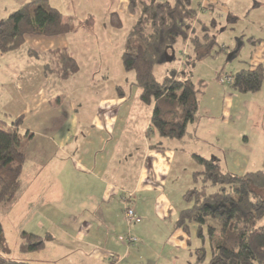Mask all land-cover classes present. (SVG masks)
Masks as SVG:
<instances>
[{
  "label": "rangeland",
  "instance_id": "rangeland-1",
  "mask_svg": "<svg viewBox=\"0 0 264 264\" xmlns=\"http://www.w3.org/2000/svg\"><path fill=\"white\" fill-rule=\"evenodd\" d=\"M216 2L214 3V0H199L200 7L197 15L192 16L188 21L189 40L176 46L178 61L156 68V76L160 81L168 76L172 68H177L178 73L183 71L190 73L191 68L185 67L184 63L186 60L190 61L193 56L190 40L196 35L203 39L205 33L210 37L216 38L217 45L213 49V54L197 62L193 70V80L196 85L198 86L201 82L205 85L202 90L203 93L200 95V109L196 115V122L200 124L199 129H192L189 126L187 136L181 140L162 139L172 150L177 151L172 172L168 175H162V180L166 183L163 188L175 207H189L190 205L184 200L185 193L194 187H201L202 183L195 185L193 182V174L203 170L193 160L194 154L208 160L218 161L224 171L236 175H245L264 170V83L262 89L257 93L243 94L231 88V76L238 71L254 69L260 64L264 66V0H216ZM127 6V0H73V3L72 0H66L59 7L65 18L71 15L78 24L81 23L75 31L77 38L96 35L98 38L104 34L105 30H107L105 31L106 34L110 31L114 37H117L116 46L113 49L114 59H116L115 53H122V46H119L120 40L123 39L127 30L132 27L131 25L137 19V16L129 13ZM114 11L119 13L125 24L121 30L113 29L110 26L109 15ZM89 14H93L97 18L96 24L92 29H88L83 24ZM250 39L257 43H252ZM90 40L93 42L96 39ZM93 44L100 48H107L106 51L108 52L110 51L108 45L103 42ZM90 46L92 50L89 53L80 50L81 64L87 63L90 65V63H95V60L104 62L106 60L104 51L98 55L93 50L92 43H90ZM117 62L114 61L113 64L116 65ZM115 71L116 68L114 66L112 74L104 76L107 77L104 79H101L103 75L100 76L98 74L94 75L95 77H91L88 74L78 75V73V76L72 77L70 84H75L76 80L79 79L80 98L82 100V110L80 112L81 115H84V109L87 110L86 115L88 116L86 120H89L91 110L97 108L98 102L102 99H118V97L120 98L124 95L130 103L139 101L141 90L135 85L134 72H126L124 70L122 74H118L119 72ZM93 78L96 83L91 84V79ZM117 86L122 87V90H117ZM64 89H67V92L61 90V98L66 100L76 97V92L69 85L65 86ZM49 90L52 91L50 88ZM53 99L54 103H56L57 96L55 94H53ZM85 99L90 104H87ZM134 110L139 114L141 108H134ZM144 110V113L139 116L138 122L146 115L151 117V113L146 109ZM133 137L134 139L125 140V143L126 141L131 142L130 147L126 143L121 158L115 156V161L111 164L113 165V173L110 177L114 183L122 185L123 189L126 190L125 196L122 202L120 196L113 200L111 204L112 212L108 213L104 218L100 217L98 212L96 214L98 218L93 217L92 220L78 219V216H75L74 208L76 206L83 211L82 217L87 214H94L95 211H100L105 206L101 202L93 204L88 197L87 188L85 190L82 185L75 187L76 183H86L85 181H88L90 176L73 170L71 160L65 163L64 166H67V170L63 172L56 170L52 164L45 168L39 167L40 169L32 165L28 169L31 165L28 162L22 173V185L17 198L19 195H24L26 191L31 190L30 197L37 198L40 196L44 199L39 201L42 207L41 215H44L43 211L47 200L53 201L51 206L57 207L61 205L55 200H61L57 181L62 180L64 182L63 190H65L63 202L65 208L61 211L67 218L63 219L64 216L57 214L55 208V210H50L53 212L54 219L42 220L44 231L54 225L56 227L60 225L71 235H81L82 237L89 235L91 237L90 241L98 239V241H93L100 244L101 233H98L99 230L97 231V228H94L98 224L103 229L104 235L109 234L107 242L102 239L101 244L108 243L110 240L114 246H117L122 244L118 240V235L126 236L131 234L139 239V242L132 246L144 247L151 257L156 255L158 258L154 257V259L158 260L159 264H190L193 262V259H189L190 251L174 250L168 241L172 222L171 220L162 221L159 214L156 213L154 200L157 193L147 190L138 191V193L137 191L136 193L134 191L131 192L133 190L131 185L139 176V170L144 160L143 152L148 148V146L145 147L144 145V136L141 138L135 132ZM150 141L151 144L157 143L156 139L153 140L152 137ZM24 144L27 147L29 142L25 141ZM113 151L119 152V147L117 150L114 147ZM117 158L120 160V164H117ZM150 166L151 159L146 165V172L150 170ZM33 167L40 171V176H33ZM35 178H39V182L46 180V183L42 186L37 185L34 187L30 181L36 180ZM149 182L154 184L151 178H149ZM159 188L161 189L162 186ZM80 191L84 194H81ZM57 192L58 194H55ZM209 192H216V189H210ZM74 193L76 196H74ZM126 200L131 202L129 205L135 211L137 210L136 212L140 215L141 222L139 224L127 225L124 214ZM49 204L51 203L49 202ZM33 205L36 207L37 204L34 203ZM9 206L0 207V220L5 229V235L11 250L7 257L15 260L28 258L34 264L41 261L45 256L54 257L56 253L53 250H46L43 253L36 252L30 255L31 257L19 251L21 233L23 231H28L29 233L37 231L41 223H39L40 219L31 218L26 220L18 215L20 213L11 214ZM94 206L96 207L93 209ZM99 207L100 210L98 209ZM34 213L36 214V211ZM80 221H85V225L74 227V223ZM49 225L51 226L48 227ZM72 241L73 239L66 235L62 236L60 242L69 244ZM191 241L192 246H201L196 226L192 228ZM205 245L207 247V243ZM57 253L60 258L66 260L71 257L70 252H67L66 249H59ZM106 257L107 261H113L117 258L112 254L106 255Z\"/></svg>",
  "mask_w": 264,
  "mask_h": 264
},
{
  "label": "trees",
  "instance_id": "trees-1",
  "mask_svg": "<svg viewBox=\"0 0 264 264\" xmlns=\"http://www.w3.org/2000/svg\"><path fill=\"white\" fill-rule=\"evenodd\" d=\"M199 7V0L129 2L130 14L137 19L128 32L121 61L126 72L135 74V85L141 90L140 101L153 109L150 131L162 139H183L200 109V95L205 85L203 82L196 85L193 70L197 62L213 54L217 45L215 37L205 33L203 39L196 35L190 40L193 56L190 61H183L185 67L191 68L190 73H178L177 68H172L162 81L156 76L157 67L178 61L176 46L189 40L188 21L197 15ZM109 23L113 29L124 27L116 11L109 15ZM80 24L74 17L65 18L50 5V0H29L0 20V55L21 49L29 35H67L75 32ZM83 24L92 29L96 24L95 16L89 15ZM47 56L46 72L53 73L61 81L80 72L79 62L68 49L52 50ZM231 80L233 90L243 94L257 93L264 83V66L240 70ZM21 123L22 118L15 120L13 125L17 128ZM31 137L29 133L23 136L17 129L6 128L0 121V207L17 199L26 162L24 141ZM155 148L166 149L160 145ZM193 160L203 168L193 174V182L202 184L185 193L184 200L190 206L179 213L175 223L176 229L187 236V246L193 257L191 264H264V170L236 175L224 171L218 161L197 154L193 155ZM210 189L216 192L210 193ZM193 226L197 227L201 246H192ZM127 236H120L119 241L129 247L120 239ZM20 238L19 249L23 254L41 252L52 240L50 235L42 237L27 232H22ZM10 253L0 224V264H31L7 257Z\"/></svg>",
  "mask_w": 264,
  "mask_h": 264
},
{
  "label": "crops",
  "instance_id": "crops-1",
  "mask_svg": "<svg viewBox=\"0 0 264 264\" xmlns=\"http://www.w3.org/2000/svg\"><path fill=\"white\" fill-rule=\"evenodd\" d=\"M28 1L29 0H0V20L7 18L12 12L19 9ZM56 1L50 0V5L62 13L59 6L64 4L66 0ZM129 2L130 0H127L128 11ZM214 3H217L216 0H214ZM69 17L73 16L70 15ZM129 30H127L125 33L126 36L124 35L119 43V46H122V53L125 49ZM105 31L104 34L98 38L97 35L77 38L76 32L55 37L29 35L26 37L25 45L21 49L7 55H0V121L4 122L6 128L10 130L17 129L23 136L27 133L32 135L31 138L25 140L29 142V145L27 147L25 146V166L28 162L31 164L28 169L32 167V165L38 168H45L52 164L55 166L56 170L63 172L67 170V166H64L65 163L71 160L73 170L90 176L88 181H85L86 183H76L75 187L77 188L79 185H82L85 190L87 188L90 201L93 202V204L101 202L105 207L102 210H100L99 207L98 209L100 211H93L94 214H87L82 217L81 214H84L83 211L80 207L76 206V208H74V212L76 213L75 216L83 220H92L93 217L98 218V216H96L97 212L100 217L104 218L108 213L112 212L111 204L115 198L120 196L122 202L126 190L123 189L122 185L112 181L110 176L113 173V165L111 164L115 161V156L121 158L126 143L130 147L131 142L126 141L125 143V140L134 139L133 135L135 132H137L141 138L144 136L145 141L143 140V142L145 147L148 146V148L143 152L144 160L139 170V176L131 185L133 188L131 192L134 191V193H136L137 191L138 193V191L147 190L157 193L154 200L156 213L159 214L162 221L171 220L172 222L168 241L171 243L174 250L188 252L189 248L186 242L187 236L182 230L176 229L175 227L179 213L185 208H181L180 206L175 207L173 205L172 201L169 199V195L163 188L166 183L162 180V175H168L172 172L177 157V151L172 150L166 145L156 132L150 131L152 107L144 106L140 99L137 102L130 103L124 95L120 98L118 97V99H102L98 102V107L95 106L97 108L91 110L89 120H86L88 116L86 115L87 110L84 109V115H81L80 112V110H82V100L80 98L81 88L79 86V79L76 80L75 84H70L73 78L67 81H61L53 73L46 72L45 65L49 62L46 53L55 49H68L72 56L79 62L80 72L78 75L88 74L92 77L98 74L100 76L103 75L101 79H104L107 78L104 76L112 74L114 66L116 68L115 72L122 74V71H124L121 61L122 53H115L116 59H114L113 54V49L116 46V40L118 38L114 37L110 31L107 34ZM93 38L96 40L91 42L90 39ZM96 42L105 43L108 45L110 51H106L107 48L95 46L93 43ZM90 43H92L93 50L97 52L98 55L104 51L106 56L104 62L93 59L95 63H90V65L87 63L81 64L80 50L89 53L90 50H92ZM120 50L119 52H121ZM30 52H33L34 55H31ZM35 53H37L38 56H36ZM114 61H118L116 65L113 64ZM91 80V84L96 83L94 78ZM67 85L76 92V97L64 100L60 96V91L64 90V92H67V89H64ZM118 87L119 86H117V88ZM49 88L52 91H50ZM53 94L57 96L56 103H54ZM85 102L90 104L86 99ZM134 108H141L139 114L135 112ZM144 109L151 113V117L146 115L138 122L139 116L145 111ZM20 118H22V123L19 127L15 128L13 123ZM199 125L200 124L195 121L189 126H191L192 129L198 130ZM151 137L153 140L156 139L157 143L151 144ZM159 145L166 149L161 150L155 148V146ZM114 147L116 150L119 147V152H114ZM118 158L116 162L120 164L121 162ZM150 159V170L146 172V165ZM33 169V176H38L40 171H37L34 167ZM149 178H151L154 184L149 182ZM154 181L160 183H155ZM30 183H32L34 187L37 185L42 186L46 183V180L39 182V178H37L36 180L30 181ZM57 183L61 194V200L55 201L61 205L57 207L51 206L53 205V201L47 200L43 211L44 215H41L42 207L39 203L40 200L43 201L44 199L40 196L37 198L30 197L31 190L26 191L24 195H19L16 201L9 206V212L11 214L20 213L18 215L24 217L26 220L31 218L40 219L39 223H41V226L37 228V231L30 233L42 237L49 235L52 237V240L47 242L46 247L40 253L46 250H53L56 255L54 257L51 255L52 258L45 256L41 261L35 264H159V261L154 259L156 255L151 257L148 255L149 252L142 246L128 247L124 244L114 246L112 244L113 242H110V240V243H106L109 234L104 235L102 232L103 229L99 227L100 225L98 224H96L94 228H97V231L99 230L98 233H101V238L106 241L104 244H101L102 239L99 240L100 244L93 241H98V239L90 241L89 239L91 237H89V235L87 237L71 235L60 225L58 227L55 225L50 227L51 225H49L48 227H50V229L44 231L42 220H52L51 218L54 217L53 212L50 210L56 209L57 214L59 213L64 216L63 219L67 218L62 212L65 208L63 204L65 198V190H63L64 182L60 180L57 181ZM161 186L162 188L160 189L159 187ZM80 193L84 194L81 191ZM55 194H58V192ZM74 196H76L75 193ZM49 202L51 204H49ZM34 203L37 204L36 207H34ZM95 207L96 206H94L93 209ZM35 211L36 214L34 213ZM69 219L71 218L69 217ZM0 224L3 226L1 220ZM78 225L84 226L85 221L74 223V227ZM23 232L29 233L28 231ZM66 235L73 239L69 244L60 242L62 236ZM118 236L120 237L123 235ZM59 249H66L67 252H70V259L66 260L60 258L57 253ZM32 254L33 253H28L25 255L31 257L30 255ZM108 254H116L117 258L113 261H107L106 255ZM189 259L192 260L190 252ZM19 260L34 264L28 258Z\"/></svg>",
  "mask_w": 264,
  "mask_h": 264
},
{
  "label": "built area",
  "instance_id": "built-area-1",
  "mask_svg": "<svg viewBox=\"0 0 264 264\" xmlns=\"http://www.w3.org/2000/svg\"><path fill=\"white\" fill-rule=\"evenodd\" d=\"M129 203L131 202H128V200H126L124 211L127 225L130 226L131 224H139L141 222V219L136 215L134 208H132ZM120 239L129 245H136L139 242V239L137 237L132 236L131 234H128L126 238Z\"/></svg>",
  "mask_w": 264,
  "mask_h": 264
}]
</instances>
